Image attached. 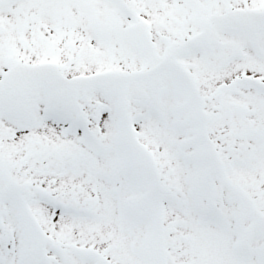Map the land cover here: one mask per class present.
I'll return each mask as SVG.
<instances>
[{"label": "snow or ice", "instance_id": "6c2138e0", "mask_svg": "<svg viewBox=\"0 0 264 264\" xmlns=\"http://www.w3.org/2000/svg\"><path fill=\"white\" fill-rule=\"evenodd\" d=\"M0 264H264V0H0Z\"/></svg>", "mask_w": 264, "mask_h": 264}]
</instances>
